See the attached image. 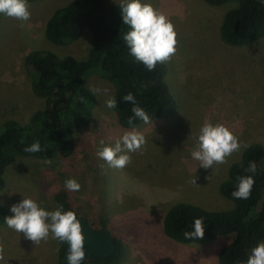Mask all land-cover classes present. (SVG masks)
<instances>
[{"label": "rangeland", "instance_id": "rangeland-1", "mask_svg": "<svg viewBox=\"0 0 264 264\" xmlns=\"http://www.w3.org/2000/svg\"><path fill=\"white\" fill-rule=\"evenodd\" d=\"M68 1H29L27 21L0 14V124L6 119L27 123L34 111L45 106L44 98L31 90L32 76L24 62L28 52L49 49L78 59L87 55L91 46L87 28L65 45L45 38L48 17ZM115 2L127 0L107 1ZM141 2L152 4L175 25L177 51L163 63L174 112L149 124L122 127L114 109L106 107L114 85L98 74L89 75L85 87L95 98L92 119L76 129L71 155L47 158L50 165L42 163V158L16 156L7 166L0 201L8 217L14 215L12 205L23 198L36 199L54 211V194L65 190L94 227H106L120 241L121 256L112 264H217L218 251L233 233L204 243H181L165 235L163 217L178 202L212 210L232 206L219 185L244 148L228 157L227 163L208 169L200 167L191 152L206 120L225 124L242 143L258 142L264 147V38L245 46H231L220 39L222 17L235 1L219 6L203 0ZM133 129L142 132L147 142L140 151L130 153V164L116 169L98 157L103 146L114 145ZM70 178L80 183L79 191L65 188ZM0 244L4 247L0 264H58V244L51 234L47 241L35 244L5 221L0 225Z\"/></svg>", "mask_w": 264, "mask_h": 264}, {"label": "trees", "instance_id": "trees-1", "mask_svg": "<svg viewBox=\"0 0 264 264\" xmlns=\"http://www.w3.org/2000/svg\"><path fill=\"white\" fill-rule=\"evenodd\" d=\"M34 1V0H27ZM108 0H70L56 8L48 17L45 38L53 44L65 45L78 39L85 28L91 32V46L85 58L58 55L49 49H33L24 62L31 73V90L44 98L45 106L37 109L27 123L6 119L0 124V191L6 184L7 166L16 156L47 159L73 152L76 129L92 119L94 95L85 87L86 78L98 74L114 85L117 107L114 108L120 126L128 128L141 122L132 112L134 106L145 110L151 119L166 117L175 110V101L165 82L166 68L157 63L154 70L137 61L123 39L130 26L123 24L120 3ZM211 6L235 1L219 27L220 39L231 46H245L264 38V0H203ZM132 93L136 105L123 100ZM133 123L129 124V118ZM39 152L25 148L35 142ZM249 162H255V174L246 172ZM254 175L255 184L248 199H236L238 177ZM219 192L232 202L226 209L212 210L189 202L172 205L163 217L165 235L181 243H204L223 234L234 237L218 251L217 264H247L252 249L264 241V147L253 142L242 151L239 160L231 163L228 177L219 185ZM56 208L79 211L73 198L65 191L54 194ZM8 209L0 201V225L8 218ZM86 217V215H84ZM87 218V217H86ZM203 218L204 238L186 239L185 232L194 230L195 219ZM91 226L94 225L87 218ZM106 229V227H100ZM116 251L106 258L88 260L97 264H112L121 256L122 245L115 238ZM58 264H64L67 243L57 240Z\"/></svg>", "mask_w": 264, "mask_h": 264}, {"label": "clouds", "instance_id": "clouds-1", "mask_svg": "<svg viewBox=\"0 0 264 264\" xmlns=\"http://www.w3.org/2000/svg\"><path fill=\"white\" fill-rule=\"evenodd\" d=\"M121 13L123 24L130 26V31L125 33L123 39L130 48L131 55L143 63L149 71L154 70L157 63H165L175 55L178 45L177 32L175 25L165 13L157 10L150 3H142L141 0H127L122 3ZM0 14L20 21H27L31 16L27 0H0ZM123 100L133 105L137 104L132 93L126 94ZM106 107L116 108V98H109L106 101ZM132 112L145 124L152 123L143 108L134 106ZM128 123H133L132 117L129 118ZM146 142L145 135L133 129L124 132L115 140L114 145L103 146L97 154L110 167L123 169L131 163L130 153L140 151ZM101 144L104 145L103 140ZM248 146L242 143L225 124L206 120L196 137V148L191 152V156L199 161L200 167L208 169L215 164L227 163L228 157ZM41 150L38 141L25 148V151L32 153ZM42 163L50 165L52 161L45 159ZM245 171L255 174L257 171L255 162H249ZM192 183L196 181L193 180ZM254 184V175L238 177V186L232 192V196L236 199L250 198ZM65 188L75 192L80 190L81 185L76 179L70 178L65 181ZM11 212L14 215L6 219L9 228L23 233L35 244H39L42 240L47 241L50 234L53 239L67 243L69 245L68 264H81V261L85 259L82 225L74 211H64L62 205L54 211H49L36 199L23 198L19 203L12 205ZM204 228L203 218L195 219L194 230L185 232L184 236L186 239L202 240ZM3 253L4 247L0 244V260L4 258ZM247 264H264V242L252 249Z\"/></svg>", "mask_w": 264, "mask_h": 264}, {"label": "water", "instance_id": "water-1", "mask_svg": "<svg viewBox=\"0 0 264 264\" xmlns=\"http://www.w3.org/2000/svg\"><path fill=\"white\" fill-rule=\"evenodd\" d=\"M77 218L81 222L84 235L85 259L81 261V264H86L88 260L112 256L116 251V244L110 232L91 226L84 215H79ZM68 251L69 245L66 244L64 264H68Z\"/></svg>", "mask_w": 264, "mask_h": 264}]
</instances>
